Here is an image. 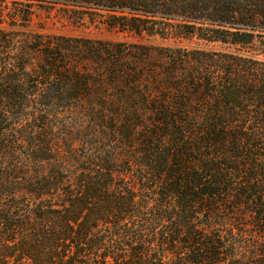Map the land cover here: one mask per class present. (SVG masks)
<instances>
[{
  "label": "trees",
  "instance_id": "trees-1",
  "mask_svg": "<svg viewBox=\"0 0 264 264\" xmlns=\"http://www.w3.org/2000/svg\"><path fill=\"white\" fill-rule=\"evenodd\" d=\"M0 264H264V0H0Z\"/></svg>",
  "mask_w": 264,
  "mask_h": 264
},
{
  "label": "rangeland",
  "instance_id": "rangeland-1",
  "mask_svg": "<svg viewBox=\"0 0 264 264\" xmlns=\"http://www.w3.org/2000/svg\"><path fill=\"white\" fill-rule=\"evenodd\" d=\"M73 10L63 6L36 8V16L29 25L30 33L46 35H63L74 38L133 43L136 40L124 34L109 31L99 23H92L89 18L81 19ZM145 42L154 47L181 46L187 49L221 50L219 45H206L197 40L165 41L161 38L147 39ZM42 58L35 55L28 70L36 73Z\"/></svg>",
  "mask_w": 264,
  "mask_h": 264
}]
</instances>
